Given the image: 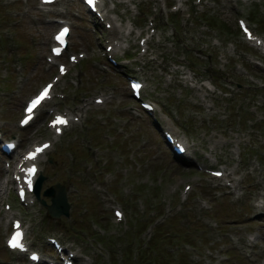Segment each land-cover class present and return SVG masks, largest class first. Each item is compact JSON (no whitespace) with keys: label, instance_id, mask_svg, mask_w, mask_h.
I'll list each match as a JSON object with an SVG mask.
<instances>
[{"label":"rangeland","instance_id":"1","mask_svg":"<svg viewBox=\"0 0 264 264\" xmlns=\"http://www.w3.org/2000/svg\"><path fill=\"white\" fill-rule=\"evenodd\" d=\"M105 1L117 44L130 50L119 68L104 63L102 47L110 42H103L102 26L80 3L59 0L38 7L36 0H0L3 140L19 142L15 154L52 140L39 160L45 177L41 192L60 183L70 203L67 217L48 224L45 207L33 195V206L18 205L5 185L10 170L0 153V264L15 262L3 246L12 214L41 218L43 229L35 234L44 241L45 235L55 236L76 253V264L85 258L87 264H264V55L257 50L264 51V0ZM57 17L71 23L67 52L84 57L69 64L68 77L55 86L66 96L52 99L21 130L16 121L24 101L56 75L45 57ZM238 19L262 37L263 46L243 39ZM149 35L144 53L138 39ZM121 54L119 47L113 56L124 59ZM126 72L145 82L143 98L155 104L160 126L200 159L173 158L150 119L135 109ZM101 95L105 103L94 104ZM51 108L82 115L55 140L44 118ZM195 162L225 170L229 186ZM185 185L191 188L184 191ZM4 203L11 206L9 213ZM113 208L122 211L121 222L113 218ZM30 240L48 253L41 240ZM154 242L155 252L143 260L140 249ZM126 250H137L138 258L140 251V258L128 260Z\"/></svg>","mask_w":264,"mask_h":264},{"label":"snow or ice","instance_id":"2","mask_svg":"<svg viewBox=\"0 0 264 264\" xmlns=\"http://www.w3.org/2000/svg\"><path fill=\"white\" fill-rule=\"evenodd\" d=\"M45 3H51L52 0H44ZM89 3H92L93 0H88ZM245 31L247 32V29H245ZM67 32H68V29H64L57 37V40L61 43H63V40H64V37L67 35ZM249 38H251V35L249 34ZM56 54H59L58 51ZM64 72V69L61 68V73ZM134 87H138V85H134ZM51 86H49V88H46L39 97H37L35 100H33L31 102V105L29 106V108L27 109V112L29 113V119H31V113L33 112V110L38 107L43 100H45L47 97H48V93H49V90H50ZM25 123H27V120L24 121ZM67 121L63 118H60L58 117L54 123H53V127H57L58 125H64L66 124ZM48 147L47 145H44L43 148H37L36 151L32 154H30L28 156V159H35L36 155L39 154L40 152H42L44 150V148ZM35 168H32L29 170V174H34L35 173ZM29 183V186L31 185V181H28ZM117 216L119 217L120 216V213H117ZM17 228H19V225L17 224L16 225ZM21 239H22V234L17 231L15 233V235L13 236V238L11 239L10 243H9V246L12 248V249H21L22 248V243H21Z\"/></svg>","mask_w":264,"mask_h":264},{"label":"water","instance_id":"3","mask_svg":"<svg viewBox=\"0 0 264 264\" xmlns=\"http://www.w3.org/2000/svg\"><path fill=\"white\" fill-rule=\"evenodd\" d=\"M44 195L51 198L50 204L47 205V210L51 216L56 217L61 214L67 215L68 205L66 204L64 189L62 187L59 185L51 186L44 192Z\"/></svg>","mask_w":264,"mask_h":264},{"label":"trees","instance_id":"4","mask_svg":"<svg viewBox=\"0 0 264 264\" xmlns=\"http://www.w3.org/2000/svg\"><path fill=\"white\" fill-rule=\"evenodd\" d=\"M210 23H211V25L214 23V20L212 19V20H208ZM144 258H147V254H146V252H145V257Z\"/></svg>","mask_w":264,"mask_h":264},{"label":"bare ground","instance_id":"5","mask_svg":"<svg viewBox=\"0 0 264 264\" xmlns=\"http://www.w3.org/2000/svg\"><path fill=\"white\" fill-rule=\"evenodd\" d=\"M113 34H114V35H117V34H118L117 30H114V31H113ZM12 154H13V153H12Z\"/></svg>","mask_w":264,"mask_h":264}]
</instances>
